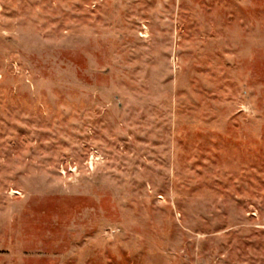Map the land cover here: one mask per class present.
I'll return each mask as SVG.
<instances>
[{"label": "rangeland", "instance_id": "374dc122", "mask_svg": "<svg viewBox=\"0 0 264 264\" xmlns=\"http://www.w3.org/2000/svg\"><path fill=\"white\" fill-rule=\"evenodd\" d=\"M0 264H264V0H0Z\"/></svg>", "mask_w": 264, "mask_h": 264}]
</instances>
